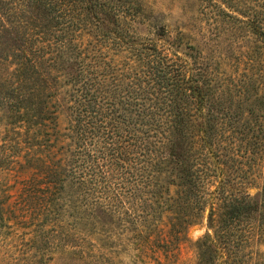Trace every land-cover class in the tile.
Returning <instances> with one entry per match:
<instances>
[{"label":"trees","instance_id":"1","mask_svg":"<svg viewBox=\"0 0 264 264\" xmlns=\"http://www.w3.org/2000/svg\"><path fill=\"white\" fill-rule=\"evenodd\" d=\"M125 4L23 0L6 9L0 0V83L11 86L0 93V118L9 113L7 94H33V209H82L86 215L75 222L104 228L126 200L128 222L167 252L208 209L215 250L208 253L204 240L197 258L230 264L251 208L246 183L230 165L243 132L212 108L221 95L206 91L201 69L176 54L165 27L126 52H104L97 36L123 38L126 21L137 23L138 13ZM206 92L212 102L204 115ZM177 94L196 99L195 114L163 110ZM218 115L230 120L226 136L213 124Z\"/></svg>","mask_w":264,"mask_h":264},{"label":"rangeland","instance_id":"2","mask_svg":"<svg viewBox=\"0 0 264 264\" xmlns=\"http://www.w3.org/2000/svg\"><path fill=\"white\" fill-rule=\"evenodd\" d=\"M4 1L6 9H18L23 0ZM124 1L138 13L137 23L126 27V21L120 30L123 38L97 36L104 52L109 57L126 52L132 44L143 43L154 27H165L175 38L176 54L201 69L206 91L209 87V93L221 95L220 106L212 108L226 113L243 132L237 136V150L229 154L230 165L246 183L251 208L235 235L229 263L264 264V0ZM53 16H60L58 10ZM9 87L1 81L0 93ZM25 91V100L20 91L7 94L9 113L0 118V264H204L197 258V244L209 241L212 254L216 243L208 209L172 252L146 240L144 229L128 222L126 200L104 228L91 221L75 222L76 216L86 215L82 209H33V94ZM209 93L204 115L211 109ZM162 106L166 112L191 114L199 107L195 98L182 94L174 97L172 106ZM222 117L213 124L219 136H226L230 120ZM219 259L213 255L210 263L219 264Z\"/></svg>","mask_w":264,"mask_h":264}]
</instances>
